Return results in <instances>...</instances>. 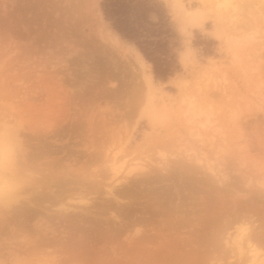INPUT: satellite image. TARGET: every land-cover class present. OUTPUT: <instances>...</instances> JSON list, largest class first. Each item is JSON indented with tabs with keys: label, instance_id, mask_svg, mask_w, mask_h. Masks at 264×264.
<instances>
[{
	"label": "rangeland",
	"instance_id": "obj_1",
	"mask_svg": "<svg viewBox=\"0 0 264 264\" xmlns=\"http://www.w3.org/2000/svg\"><path fill=\"white\" fill-rule=\"evenodd\" d=\"M160 1L172 29L165 78L101 0H0V129L16 134L22 184L14 202L0 201V264H246L226 241L247 226L264 254V23L249 7L235 29L213 0H182L205 12L184 25L173 0ZM127 44L147 60L153 89ZM152 95L168 109L163 125L141 114ZM189 100L204 112L185 113ZM189 146L223 161L225 183L180 154ZM114 153L170 163L111 194Z\"/></svg>",
	"mask_w": 264,
	"mask_h": 264
},
{
	"label": "bare ground",
	"instance_id": "obj_2",
	"mask_svg": "<svg viewBox=\"0 0 264 264\" xmlns=\"http://www.w3.org/2000/svg\"><path fill=\"white\" fill-rule=\"evenodd\" d=\"M213 1H214V5L216 7L215 10L218 12L219 18L221 20H226L230 24H233L232 27H234L235 29L237 28L238 17L242 14V12H244L245 10L247 11V8H249V7H251V12H253L252 13V15H253L252 23L255 24V23H258V22H261V21H263V23H264V0H213ZM173 7L175 9H177L178 13L180 14L181 21H182V23L184 25H186V24H192V25L201 24L202 20L204 19V15H205L204 11H201V10H198V9H188V8L185 7V5H184L182 0H173ZM254 8L256 9L255 12L253 11ZM251 12L249 11V14ZM99 13H100V17L103 19V14H102L100 9H99ZM243 19H245V18H243ZM238 22H239V20H238ZM243 22H244V20H243ZM245 23H246V21H245ZM256 29H258V28H256ZM256 29L254 31H256ZM245 31H244V33H245ZM254 31L252 30V32H254ZM113 34L114 35L110 38L111 42L113 44H116V46H120L119 44L122 43L121 38L116 33H113ZM244 35H247V34L245 33ZM248 36H249V34H248ZM252 36L253 35L250 34V37H252ZM235 38H237V37H235ZM245 38L247 39V37H245ZM252 38H254V37H252ZM227 40L228 41H233V42L235 41V43L238 41V39L237 40L236 39L232 40V38L229 35H227ZM238 43H239V41H238ZM127 48L129 50H133L134 51V54L136 56V60L140 63V66H141V68L143 70L144 80L146 81V84L148 85V87L152 88L153 87V83H154V77H153L152 72L147 71V68H148L147 60L144 58V56L141 54V52L135 46H133L131 44H127ZM256 65H258V64L256 63ZM260 67H261V65H260ZM144 92H146V90ZM149 92H147V93L150 94ZM152 97H153V95L150 96V97H147L148 98L147 104H146L145 107H143V110L141 111L142 112L141 114L145 115L150 120V122L153 125H156V124H162L163 125V123L168 120V116H169L168 109L165 108V107L164 108H159L152 101V99H150ZM185 97L187 98L186 95H185ZM147 98H145V100ZM189 101L191 102V100H189ZM189 101H188V103H189ZM194 103L191 102L190 105L188 104L189 107L187 105L188 108L185 111V113H188V111L193 112L195 109L200 110L201 112H204L203 109L202 110L200 109V107H196L194 105ZM205 105H206V103H205ZM140 108H142V107H140ZM229 108L231 109L232 107L229 106ZM238 109H239V107H238ZM185 113H183V114H185ZM193 114H194V112H193ZM229 114H234V113H230L229 112ZM187 116H189V115H187ZM206 121H209V120H206ZM230 121H232V120H230ZM197 134L202 136V133H200V132L197 133ZM216 135L217 134H215V136ZM201 138L203 139V136ZM213 141H214V139H213ZM224 141L225 140H223V142ZM211 143H212V141H211ZM216 143H217V141H216ZM16 145H17V139H16V134L13 132V130L11 128H7L5 126L1 127V129H0V201H2L3 203H7V204L10 203V202H14L17 199V196L21 192V188H22L20 173L18 172V168H17V166H18L17 165V155H16V149H15ZM182 147L184 148V146H182ZM185 149H186V147H185ZM185 149H183L185 152L181 150V152H183V153H180V151H179V153L181 155L185 154L184 155V156H186L185 158H191L192 161L194 159L199 164V166H200L199 169H204V171H206V173H209L211 178L213 176L216 179L217 182L225 183L224 180L225 179L227 180V175H226V171H225L226 169L224 168L225 169L224 170L223 167H222L223 165H220L219 162H221V161L219 160V158H218V160H213V159H210L205 154H200V153H197V152L195 154V151L193 149L192 150L194 152L192 150H189V149H191V147L190 148L187 147V150H185ZM189 151H192L194 153V155H192L193 153L189 152ZM157 155H159V154H157ZM165 156L168 158L167 155H165ZM126 157H125V159H126ZM166 157L163 156V158L160 157V158H158L159 160L154 161V160H151L150 158H147L145 156L144 158H142V157L141 158H136L134 160H131V162H129L130 160L126 161V160H124V158H122V160L121 159L119 160L116 157V153H114V155L112 156V159H111L112 163H111V167L110 168L112 170L113 177L114 178H118V179L116 180L115 184L109 188V193L113 194L114 190L117 187V185L121 184L122 181L123 182L126 181L128 179V175L134 174V172H136V171L148 172L150 174L151 171H152V168H155L156 166L160 167V170L162 171L170 163V160L167 159ZM221 163H223V161ZM238 230L239 231L237 232V234L233 238H231V239L226 241V244L232 245L233 248H234V251L239 253L240 255H245L246 254L245 255L246 259L244 258L245 261L247 262L246 264H264V254H261L259 252V250H257L255 248L254 244H252L254 242V240L257 238V234L253 231V229H250V227H248V226L245 227V228L238 229ZM216 233L211 235V241L215 244V246L217 245V247H218L219 246L220 237H219V235H217L218 233L217 234ZM202 251H205V250L201 249V251H199L200 254L202 253ZM197 252L198 251L195 250L193 252V255L195 253H196V256H197V254L199 255V253H197Z\"/></svg>",
	"mask_w": 264,
	"mask_h": 264
},
{
	"label": "trees",
	"instance_id": "obj_3",
	"mask_svg": "<svg viewBox=\"0 0 264 264\" xmlns=\"http://www.w3.org/2000/svg\"><path fill=\"white\" fill-rule=\"evenodd\" d=\"M105 18L123 39L135 43L154 64L157 76L167 77L173 70L165 51V36L172 33L167 10L160 0H101ZM158 16L153 21L151 16Z\"/></svg>",
	"mask_w": 264,
	"mask_h": 264
}]
</instances>
